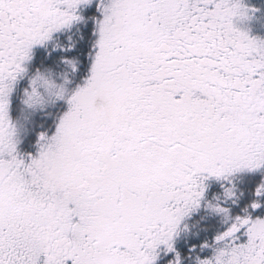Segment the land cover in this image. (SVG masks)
Masks as SVG:
<instances>
[{
  "label": "snow or ice",
  "instance_id": "6c2138e0",
  "mask_svg": "<svg viewBox=\"0 0 264 264\" xmlns=\"http://www.w3.org/2000/svg\"><path fill=\"white\" fill-rule=\"evenodd\" d=\"M258 11L0 0V264H264Z\"/></svg>",
  "mask_w": 264,
  "mask_h": 264
},
{
  "label": "rangeland",
  "instance_id": "374dc122",
  "mask_svg": "<svg viewBox=\"0 0 264 264\" xmlns=\"http://www.w3.org/2000/svg\"><path fill=\"white\" fill-rule=\"evenodd\" d=\"M261 8L259 9L264 12V7ZM242 27L249 29L251 35L264 38V17H262L261 11L256 12L253 18L242 25Z\"/></svg>",
  "mask_w": 264,
  "mask_h": 264
},
{
  "label": "flooded vegetation",
  "instance_id": "af4514ba",
  "mask_svg": "<svg viewBox=\"0 0 264 264\" xmlns=\"http://www.w3.org/2000/svg\"><path fill=\"white\" fill-rule=\"evenodd\" d=\"M245 2L251 6V7H256V8H260L262 9L261 7H264V0H245ZM261 11V15L262 17H264V12L262 10Z\"/></svg>",
  "mask_w": 264,
  "mask_h": 264
}]
</instances>
